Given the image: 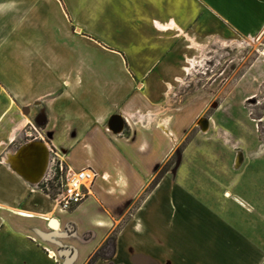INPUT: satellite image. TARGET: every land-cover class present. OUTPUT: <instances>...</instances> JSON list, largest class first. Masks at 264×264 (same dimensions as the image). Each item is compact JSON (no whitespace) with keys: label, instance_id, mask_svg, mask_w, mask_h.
Listing matches in <instances>:
<instances>
[{"label":"crops","instance_id":"obj_1","mask_svg":"<svg viewBox=\"0 0 264 264\" xmlns=\"http://www.w3.org/2000/svg\"><path fill=\"white\" fill-rule=\"evenodd\" d=\"M263 34L264 0H0V264H87L112 234L94 264H264V149L208 118L173 163L191 127L167 103L191 50ZM53 161L97 173L67 212Z\"/></svg>","mask_w":264,"mask_h":264},{"label":"rangeland","instance_id":"obj_2","mask_svg":"<svg viewBox=\"0 0 264 264\" xmlns=\"http://www.w3.org/2000/svg\"><path fill=\"white\" fill-rule=\"evenodd\" d=\"M237 42H242L238 43L242 46L222 43L191 50L188 59L192 66L184 62L179 81L170 83L167 103L174 108L175 122L183 114L189 115L191 127L188 135H180L173 163L189 137L201 132L200 122L208 118L213 120L212 136L217 133L264 149V122L255 123L257 117L264 115V56L260 54L264 49V34L252 44L245 39ZM184 67L189 72L183 71ZM253 95L258 105L245 101ZM180 126L182 129L181 122ZM226 127L231 134L225 133ZM76 219L81 221L84 217L78 214Z\"/></svg>","mask_w":264,"mask_h":264},{"label":"built area","instance_id":"obj_3","mask_svg":"<svg viewBox=\"0 0 264 264\" xmlns=\"http://www.w3.org/2000/svg\"><path fill=\"white\" fill-rule=\"evenodd\" d=\"M96 178L97 173L90 167L72 170L53 161L41 188L60 211L67 212L87 199ZM51 181L52 183H49ZM53 183L55 184L53 185Z\"/></svg>","mask_w":264,"mask_h":264},{"label":"water","instance_id":"obj_4","mask_svg":"<svg viewBox=\"0 0 264 264\" xmlns=\"http://www.w3.org/2000/svg\"><path fill=\"white\" fill-rule=\"evenodd\" d=\"M108 129L116 134L118 132H120L122 130V125L120 123L119 117L114 116L110 119L109 123H108ZM37 151V148L35 147V144H27L25 147H23L19 153H18V158L22 159V162H24V158H27L29 153H35L34 151ZM45 158H46V151L44 148H42V153L38 152L35 153V158L37 161V172L33 173L31 170H29L28 168H20L19 169V173L25 177L28 181L30 182H36L42 173V170L44 168V163H45Z\"/></svg>","mask_w":264,"mask_h":264},{"label":"trees","instance_id":"obj_5","mask_svg":"<svg viewBox=\"0 0 264 264\" xmlns=\"http://www.w3.org/2000/svg\"><path fill=\"white\" fill-rule=\"evenodd\" d=\"M158 178L159 176L154 179L152 185L155 184ZM114 251H115V234H112L105 241V243L99 248V250H97V252L89 259L87 264H94L98 259L111 260L114 255Z\"/></svg>","mask_w":264,"mask_h":264},{"label":"bare ground","instance_id":"obj_6","mask_svg":"<svg viewBox=\"0 0 264 264\" xmlns=\"http://www.w3.org/2000/svg\"><path fill=\"white\" fill-rule=\"evenodd\" d=\"M241 44H238V46H240ZM242 46V45H241ZM262 56H264V49L261 51L260 53ZM188 64L192 66V61L188 60ZM197 65V64H196ZM184 71L185 72H189V69L187 67H184ZM177 81H179V78L177 79ZM52 227H56V224L54 222H52L51 224Z\"/></svg>","mask_w":264,"mask_h":264},{"label":"flooded vegetation","instance_id":"obj_7","mask_svg":"<svg viewBox=\"0 0 264 264\" xmlns=\"http://www.w3.org/2000/svg\"><path fill=\"white\" fill-rule=\"evenodd\" d=\"M255 98H256V96H252V98L251 97H249V98H247L245 101L246 102H249V101H252L251 103H248V104H256V105H258V101L257 100H255Z\"/></svg>","mask_w":264,"mask_h":264}]
</instances>
